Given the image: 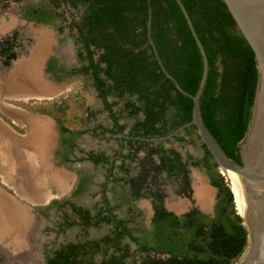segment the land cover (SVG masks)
<instances>
[{
    "label": "trees",
    "instance_id": "obj_1",
    "mask_svg": "<svg viewBox=\"0 0 264 264\" xmlns=\"http://www.w3.org/2000/svg\"><path fill=\"white\" fill-rule=\"evenodd\" d=\"M51 1L54 9L31 7L29 20L52 23L62 18V14L56 12L61 2L69 4L78 15L69 27L80 44L78 56L82 65L70 72L91 79L97 96L114 122L112 128L104 131L120 133L126 125L119 120L132 119L129 134L140 138H133L129 143L138 144V149L148 147L138 172L130 178L132 210L137 209L136 199L147 196L152 199L154 215L149 228L143 225L138 228L134 214L129 220L119 219L112 214L113 207L109 208L107 201L94 221L90 210L73 206L84 230L102 223L111 224L112 229L100 238L61 246L54 257H47L46 264L235 263L247 246V229L238 214L231 183L225 176L228 185L219 172L196 127L188 125L174 138L189 143L201 142L204 157L192 160V165L205 167L210 184L217 189L212 214L203 213L194 206L179 217L165 208L166 193L160 188L162 178L180 179L179 193L191 199L188 164L176 149L153 146L154 142L147 140L169 135L190 122L193 108L192 98L178 90L163 72L149 42L150 10V35L166 69L183 89L193 94L203 75L202 54L176 0ZM181 1L209 60V74L200 97L201 116L226 154L241 162L238 145L244 140L250 124L258 83L255 54L223 0ZM15 46V36L0 42V59L4 66H9L16 57ZM48 62L46 71L60 80L63 67L57 66L54 58ZM83 101L79 102L81 109L75 114H70L69 101L64 97L48 105L26 108L55 117L61 131H68L64 122L79 125L84 118L88 109ZM59 113L64 118L58 116ZM91 159L101 161L97 156ZM66 201V198L52 200L45 208L38 209L46 213L52 206L63 205ZM125 238L128 242L124 243ZM96 254L103 257L100 263L94 261Z\"/></svg>",
    "mask_w": 264,
    "mask_h": 264
},
{
    "label": "flooded vegetation",
    "instance_id": "obj_2",
    "mask_svg": "<svg viewBox=\"0 0 264 264\" xmlns=\"http://www.w3.org/2000/svg\"><path fill=\"white\" fill-rule=\"evenodd\" d=\"M14 2L17 4V8H16V14L17 16L23 21V23H26L27 25H31L33 28H37V29H46L47 26H55L57 25V23L62 24L63 22H67V19H69V16L66 15V10H71V7L69 4L65 3V2H61L60 6L57 8L56 12H59L62 14V18H59L55 21H52V23H44V22H36L35 20H29L30 17V11L29 9L31 7H34V9H42L43 7L46 6L47 9H54L53 7V3L51 0H14ZM73 10V9H72ZM75 15L74 17L71 16L70 19V23L72 21L73 18L78 19V15L76 14V12H74ZM63 18H66V21L63 20ZM10 25L9 27H6V29L12 28L14 26V22L12 21L11 23L7 24ZM18 26H14L12 29V35L10 37L15 36L16 37V41L18 40V37L20 35H22V33H26V30L22 32L21 28H17ZM38 34H40V31H37ZM36 32V33H37ZM71 33V32H70ZM30 34V32H29ZM72 34H74V31H72ZM74 37V41H75V36ZM9 37H6L5 39H7ZM39 37H37L38 39ZM5 39H0V42H3ZM41 40H38L39 43ZM76 42V41H75ZM53 43V42H52ZM38 44V43H37ZM17 45V42H16ZM77 45V56H78V52H79V47L80 44H78L76 42ZM35 47V46H34ZM16 48V46H15ZM37 48V47H36ZM33 49V48H31ZM60 49V48H59ZM58 49V51H55V48H51L50 50L43 52V55L40 58V62L39 64V69L42 68L43 73L47 74L50 76V80H52V82L57 83V81H61L63 78H66L69 74L70 75H76V76H83L81 74H76V73H72L70 72V70H74V69H78L81 65H82V61L79 59V64L74 67H68L65 66L63 60L61 59L62 56H60V50ZM31 50V52L35 51ZM62 50V49H61ZM14 51H16L14 49ZM60 51V52H59ZM17 53V51H16ZM32 53V54H33ZM46 54V58L45 60L42 59V57ZM29 57H31L29 55ZM28 58V57H27ZM50 58H54V60H56L57 62V66H62L63 67V74L61 75L60 80H56V78L54 77V75L50 72L46 71V68L48 67V61L50 60ZM79 58V56H78ZM26 58H20L18 53L16 55V57L14 59H12L10 61V65L9 66H4L2 59H0V63L3 66V68H8L7 70H9L11 68V64L12 62H15V64H13V66H15L18 62H20L21 60H25ZM37 75L40 76V74L37 72ZM85 77V76H84ZM41 80V77L39 78ZM46 82L49 83V81L42 79ZM41 80V81H42ZM90 84L92 86V81L91 79H89ZM58 84V83H57ZM51 85V84H50ZM55 87V86H54ZM53 88V87H52ZM56 88V87H55ZM92 88L95 90V88L92 86ZM59 89H57L55 93V96L58 94V98H56L55 96L53 97L52 95L50 97H30L28 99H22L21 101H19V106H23L24 108L27 106H33V107H37V106H41L43 105H48L49 103H52L54 101H57L58 99H60L61 97H64L65 99H69L70 97L66 96V95H59L58 91ZM96 92V90H95ZM54 95V94H53ZM97 96V93H96ZM98 97V96H97ZM54 98V99H52ZM56 98V100H55ZM52 99V100H51ZM76 99H81L80 96H77ZM98 99L100 100V103L102 104V109L103 111L106 112V114L108 115L109 118V122H108V126H104L101 124H98V114L96 113V110H92L90 105H85V107L88 109L86 110L84 118H81V120L79 121V125H70L64 122V126L65 128H68V131H61V127H59V123L57 122V120L55 119V117L48 115V114H44V113H38V112H32L29 109H26L32 113L35 114H43L46 115L50 118L53 119V121L55 122V128H56V139H55V148L53 150V160L55 161V164L53 167L58 168L61 172H62V176L60 177L61 181L63 182V187L59 186V188H57V186H53V189L55 188V190L53 191V197L50 198V200H48L46 203L44 204H34V210L35 212H37V215H32V221L34 222V227L35 225L36 228H33L30 234L32 237V231L34 230V237L30 238V240L28 239L29 234H27L24 229H20V231L18 232V236H20L21 240L17 239L14 240L16 246L18 247V249L15 252V249L9 247V248H5V250H2L0 252V262L2 261V263L0 264H46V259L49 256L54 257L55 252L57 250H59L61 248V246L66 245L68 243H78V242H84L87 239H90L88 237L86 238H82L80 240L77 241H67V242H54V241H43L41 240V236L43 235V232L41 231V228L45 227V226H41L39 225V218H43V216L45 217L46 215H49L51 210L55 207L58 208V210H65L69 209V211L71 212V215L66 214L64 216V219L59 223V227L61 230L67 231V229L74 227V226H79L80 228L83 229V225L81 226L80 224V218L77 216L76 212L73 209V206L76 207H81L82 209H88L91 212V215L94 216V218L92 219L93 221L96 219V217L99 214V211L101 209H104L106 207V202H108L109 208L113 207L112 209V214L116 215L119 219H123V220H129L132 215L134 214L135 217V222L137 223L136 227H140V225H143V227L149 228L150 224H151V220L153 218L154 215V208L152 205V199L147 196H142L138 199H136L134 201V206L137 209L132 210V194H131V190H130V178L132 176H134L139 168H140V162L146 157L147 152H148V147L147 146H143V148L138 149V144H134L132 145L131 143H129V141L133 138H136L137 140L140 138L138 136H133L129 134V130L130 127L133 123L132 119L130 117H125L119 120L120 124H124L126 125L125 129L120 132V133H111L109 131H104L106 128H112L114 126V122L113 120L110 118L109 113L105 110L104 105L102 100L98 97ZM19 100V98H17L15 101ZM30 100H33L32 103H30ZM84 100V98H82L80 101ZM6 101V100H4ZM36 101H40L39 103H37ZM85 101V100H84ZM18 102V101H17ZM30 103V104H29ZM15 105V104H14ZM17 106V105H15ZM22 107V108H23ZM76 111H73V114H75ZM81 113H79L78 115H80ZM0 117L14 130H16L17 132H25L27 131V127L24 125H18V123H14L13 120L11 119V117L6 114H4L3 112L0 111ZM61 118H64L61 116ZM66 120V119H65ZM90 122H94L93 126L89 127V123ZM100 123V122H99ZM179 129V128H178ZM177 129V130H178ZM176 130V131H177ZM182 131V130H181ZM179 131V132H181ZM175 132V131H174ZM179 132H177L176 134H178ZM173 134V132L171 133ZM169 134V135H171ZM175 134V135H176ZM85 135H90L93 137H99L100 135H108L111 137H116V139L118 140L117 143V147L115 148V146L112 147V149H108L102 152H93L91 151V153H88V155L85 156V158H83L82 160H80V156L79 153L82 151V144L81 143V139L83 136ZM169 135H166L164 137H154V138H149L147 140L154 142L151 143L153 146H162L163 148H167V149H176L178 152L181 153L182 157H183V161L187 162L188 164V170H189V178H190V188L192 191V197L191 199L183 196L182 194L179 193V188H181V180L180 179H165L162 178L160 181V188L162 190L165 191L166 196L164 199V206L168 211L173 212L175 215L177 216H183L185 213H187L192 207H196L198 208L201 212L206 213V214H212L213 213V206L215 203V198H214V202L212 204V211H202L201 210V206L195 204L197 202V199L195 198V189H194V185L195 184V180L196 178L192 177L191 175V168H202L205 170L206 174H207V169L205 167H203L202 165H200L199 167H195L192 165V160H201L204 157V150L201 147V142L197 140V143H189L187 141H177L174 137L175 135H173L170 138H167ZM186 138H188L186 136ZM159 141H162L161 143ZM171 142V141H176L178 143H189V144H196V146H199L200 148V155L197 157H193L192 154H187L184 155L181 150L177 147H169L167 146V142ZM70 142L73 143V145H70ZM141 150H145L146 154L144 158H139L138 153ZM100 157L101 161L99 162H94L91 157ZM157 159V158H156ZM87 161L88 163H90L94 169L101 167L103 169V174H102V181H99L98 184H95L94 182H90V180H88V173L85 172L84 169V165L79 168H76L75 165H77L79 167L80 163L82 161ZM93 169V171H95ZM66 170V171H65ZM91 171V172H93ZM87 176H86V175ZM164 177V176H163ZM208 177V175H207ZM208 181H209V177H208ZM1 184V182H0ZM91 184V186H93L94 191L92 190V194L94 197L97 198V202L95 203V206L90 208L88 206H84L82 204H80L79 202H77L76 197L81 194L82 192H85L84 189L88 188V186ZM2 185V184H1ZM209 185L210 181H209ZM3 188L5 190H7L9 192V188L7 186L2 185ZM212 186V185H211ZM171 189H168V188ZM215 188V187H214ZM119 190L120 192V196L115 200L113 198V194L115 192V190ZM171 190V191H170ZM13 194V192H12ZM59 195V196H57ZM67 199V201L63 204H56L54 206H52L51 208H49L46 213H42L40 212V210L38 209L39 207L45 208L46 206H48L52 200H63V199ZM175 200V203H179L181 205L180 209H177L174 207H171L169 202H173L171 200ZM190 201L191 205L188 204V202ZM173 202V204H175ZM10 204V203H9ZM6 208V207H5ZM4 209V208H2ZM12 210V209H10ZM178 212H180L179 214H177ZM106 214V213H105ZM29 216H25L23 214V217L21 219H18V221L16 220L15 222L13 221V224L16 225V227L21 226V227H27L29 226ZM68 223H71L72 225H70V227L67 226ZM31 224V223H30ZM128 224V226L131 225V223H126ZM33 225V223H32ZM31 226V225H30ZM100 227H106V228H110L112 229V225L111 224H106V223H102L99 226H94L92 225L89 228H100ZM40 228V229H39ZM88 228V229H89ZM19 229V228H18ZM38 229V231H37ZM45 229V228H44ZM87 229V230H88ZM141 229V228H140ZM110 231V230H109ZM104 236V235H102ZM102 236L99 237H95V238H100ZM0 243L2 242V237L0 238ZM11 240H13V238H11ZM23 243L24 245H20L19 243ZM128 242V239H124V243ZM133 248H135L134 244H131ZM22 247V248H21ZM24 247V249H23ZM14 249V251H13ZM21 250V251H20ZM33 250V252H32ZM103 259L101 254H96L94 256V261L96 263H100V261Z\"/></svg>",
    "mask_w": 264,
    "mask_h": 264
},
{
    "label": "water",
    "instance_id": "obj_3",
    "mask_svg": "<svg viewBox=\"0 0 264 264\" xmlns=\"http://www.w3.org/2000/svg\"><path fill=\"white\" fill-rule=\"evenodd\" d=\"M176 2L181 8L192 35L200 49L204 66L202 79L198 85L196 93L193 94L183 89L177 79L164 66L157 47L151 38L150 25L152 22V12L150 10L147 25L149 42L154 49L161 69L166 76H168V78L175 83L178 90L193 100L191 121L180 127L167 138L172 137L188 125H194L201 141L204 143L212 155L213 160L216 162L220 173L223 171H231L238 175L245 183L247 187V212L245 216H240L243 218V225L247 229V246L238 260L233 264H264V0H223L233 17L237 28L253 50L258 68V83L250 124L244 140L238 145L241 162L232 160L226 154V151H224L220 143L203 121L201 116L200 97L209 74V60L208 57H206L207 54L204 45L198 36L186 7L181 0H176ZM46 54L42 57V59L45 60ZM13 64H15V62H12L10 69H12ZM9 70H6L5 73L9 72ZM41 82L50 85V83L44 80ZM54 96L55 93L53 97ZM16 98H12L11 100H16ZM209 186L213 188V186ZM197 203L198 202L195 204ZM210 203H212V201H210ZM188 204L191 205L190 201ZM201 210L206 212H208V210L212 211V207L208 206L207 209L201 208ZM179 213L180 212L177 214ZM28 218L30 221L29 226L31 225V227L25 232L29 234L28 239L30 240L32 237L30 234L31 231L29 230L36 228L37 225L34 227L32 217L29 216Z\"/></svg>",
    "mask_w": 264,
    "mask_h": 264
},
{
    "label": "rangeland",
    "instance_id": "obj_4",
    "mask_svg": "<svg viewBox=\"0 0 264 264\" xmlns=\"http://www.w3.org/2000/svg\"><path fill=\"white\" fill-rule=\"evenodd\" d=\"M16 8H17V4L14 2V0H0V39L2 40V39H5L6 37H10L13 34L12 29L14 26H18L17 28H21L22 32L26 30V33L23 32L22 35H20L18 37V40L16 41L17 45H16L15 50L17 51L20 58H26V59L27 57L29 58V55L31 56L33 52V51L31 52V50H34L38 46L39 44L38 40H41L42 34L46 32L52 38V42H53L52 47L55 48V51L57 52L58 49L60 48L59 49L61 51V52L59 51L60 56H62L61 59L63 60L65 66L76 67L79 64V58L76 52L77 45H76V42L74 41L72 29L69 27L71 16L74 17L75 15L74 10L72 9L66 10L68 11L66 12V15L69 16V19H67V22H63L62 24L57 23V25L55 26H47L46 29L44 30V29L33 28L31 25L29 24L27 25L26 23H23V21L16 14ZM12 21L14 22V26L12 28L6 29V27L10 26L7 24L11 23ZM37 31H40V34H38ZM37 37L39 38L37 39ZM31 48H34V49H31ZM21 61H24V60H21ZM13 68L14 66L12 67V69L9 70V72H11ZM7 69L8 68L6 69L3 68V66L0 63V75L4 76L8 74L9 72L5 73ZM38 73L40 74L41 79H45L49 81V83L51 84L50 86L53 87L55 91L59 89L58 90L60 91L59 95L64 94L70 97L69 98L70 100L68 99L69 101L68 103L70 106L69 108L70 114H73V111H76V110L79 111L81 109L79 102L82 98H84L85 105H90L92 110H96V113L98 114V124L108 126V122H109L108 115L106 114L105 111H103L102 104L100 103V100L96 96V92L92 88L90 81L86 77L69 74L66 78H63L61 81H57L58 83L57 84V83L52 82V80H50L51 78L49 75L43 73L42 68H40ZM5 78L7 79V77ZM56 96L55 97L58 98V94ZM77 96H80L81 99H76ZM12 98L14 99V97H9L5 95L3 99L6 100L5 102H8L9 104H13V105L15 104L19 106L18 104H19V101H21V99L17 100L18 101L17 102L15 100H11ZM32 102L33 100H30V103ZM36 102L39 103L40 101H36ZM24 109H27V108L25 107ZM62 115H63L62 113L58 114V116L60 117ZM88 125L89 127L93 126L94 122H90ZM116 142H118L116 137H111L108 135L107 136L100 135L99 137L85 135L82 137L81 143H80L83 146L82 151L79 153L80 160L85 158V156L88 155V153H91V151L102 152V151L107 150V148L112 149L113 146H115L116 148L117 147ZM167 146L169 147L174 146V147L179 148L184 155H187L190 153L192 154L193 157H197V158L200 155V148L199 146H196V144L192 145L187 142L178 143L176 141H171V142L168 141ZM145 154H146V151L141 150L138 153V156L141 159L145 157ZM83 165H84L85 172H87L88 175H90L87 177L88 180H90V182H94L95 184H98L99 181H102L101 177L103 174V169L101 167L94 169V167L90 163L84 160L80 163L79 167L77 165H75V167L80 169V167ZM93 169L95 171H93ZM191 172H192L191 173L192 177L196 178L195 184H193L194 189L197 188V183L200 181L202 185H206L210 189V195H211L210 201L212 198L214 200V198H216L217 189L215 188L216 189L215 190L214 187L211 188L209 186V181H208V177L206 175L205 170L202 168H191ZM223 176L225 178V181L229 185L228 180L226 179L224 174ZM168 189H171V188L169 187ZM92 190L94 191L93 186H91L90 184L88 188L84 189L85 192H82L81 194H79L76 197L77 199H74V200H77V202H79L80 204L84 206H88L90 208L94 207L95 203L97 202L96 201L97 198L93 196ZM119 196H120V192L119 190L116 189L113 194V198L116 200ZM195 198L197 199L196 189H195ZM171 201L175 202V200L173 199ZM197 202H198V199H197ZM10 209H12V211L14 210L11 204H9L6 200L0 197V222H3V221H14L15 222L16 220L18 221V219H21L23 217V214L19 212L18 208H15V211L13 212L10 211ZM9 212H12L13 218L9 214ZM66 214L71 215V212L69 211V209H66L65 211V210H58V208L54 207L51 210L49 215H46L45 217L43 216V218H39V225L45 226L41 228V231L43 232V235L41 236V240L46 241V242L54 241L56 243L58 242L63 243L67 241H77V240H80L86 237H89V238L99 237V236L105 235V233L107 234L110 230V228H106V227L89 228L88 230H84L80 228L79 226L71 227L67 229V231L61 230L59 227V223L64 219V216ZM18 231H20V229L14 232V234L16 235ZM20 245H24V244L20 243ZM0 263H2V261Z\"/></svg>",
    "mask_w": 264,
    "mask_h": 264
},
{
    "label": "crops",
    "instance_id": "obj_5",
    "mask_svg": "<svg viewBox=\"0 0 264 264\" xmlns=\"http://www.w3.org/2000/svg\"><path fill=\"white\" fill-rule=\"evenodd\" d=\"M29 58L24 61H29ZM38 69L39 66L37 72ZM9 73L6 76L0 75V111L7 116L9 115L14 123L24 124L27 131L24 133L17 132L0 117V182L9 188L8 192L0 184V197L12 205L13 211L18 208L19 212L25 216H31V214L35 216L37 212L33 209V205L44 204L50 200L55 190L53 186L63 187V182L60 179L62 172L53 167L55 164L53 160L54 141L56 139L55 122L46 115L35 114L4 101L5 95L14 98L19 96L18 93L14 94L8 89L13 88L12 91H14L24 79L21 74L17 73L14 76L15 80H12ZM8 85L9 87H7ZM17 98L28 99L30 96ZM212 204L209 207H212ZM12 212L9 214L13 218ZM30 227H16L13 221L0 222V238L2 237L0 252L9 247L11 250L14 248L16 252L18 247L14 240H21V238L17 235L18 233L15 235L14 232L18 228L26 231ZM32 237H34V230Z\"/></svg>",
    "mask_w": 264,
    "mask_h": 264
},
{
    "label": "bare ground",
    "instance_id": "obj_6",
    "mask_svg": "<svg viewBox=\"0 0 264 264\" xmlns=\"http://www.w3.org/2000/svg\"><path fill=\"white\" fill-rule=\"evenodd\" d=\"M41 43L38 44L36 50L29 58V61L19 62L13 68V70L9 73L11 75V79L15 80V75L17 73L21 74L24 78L21 81V84L17 86V88L12 91V89H8V91L18 93L21 97H28V96H36V97H50L54 94L55 89L51 86L39 81L37 75V68L39 66L40 58L43 55V52H46L52 48V38L49 34L44 32L41 36ZM34 49V48H33ZM45 54V53H44ZM6 76V75H5ZM3 78V77H2ZM10 79V80H11ZM16 83V82H15ZM18 84V83H17ZM12 86V85H11ZM9 87V85L7 86ZM7 89V88H6ZM5 90V89H4ZM9 93V92H8ZM39 95V96H37ZM17 96V97H19ZM230 181L231 187L235 192L236 199H237V209L238 214L241 216H245L247 212V201H246V193L247 187L245 183L239 178L238 175L231 171H223L222 172ZM201 182L197 183L196 189V197L198 199V204L201 206L202 209H207L210 203V189L206 185H200ZM171 207L180 209L181 205L179 203L173 204V202H169Z\"/></svg>",
    "mask_w": 264,
    "mask_h": 264
}]
</instances>
